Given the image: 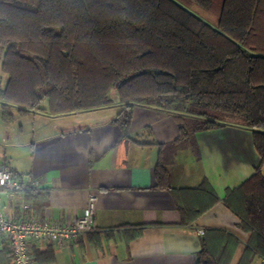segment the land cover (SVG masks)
<instances>
[{"label":"trees","instance_id":"16d2710c","mask_svg":"<svg viewBox=\"0 0 264 264\" xmlns=\"http://www.w3.org/2000/svg\"><path fill=\"white\" fill-rule=\"evenodd\" d=\"M219 19L213 26L190 8ZM1 93L5 121L13 108L62 114L111 103L117 89L125 106L113 122L126 133L135 105L173 114L181 136L160 145L157 186L170 190L190 224L220 198L207 181L173 188L169 166L179 150L197 149V132L237 123L253 130L261 156L256 173L229 190L225 205L251 232L238 264H264V0H0ZM47 100V107L44 101ZM47 194L27 191L33 211L45 218ZM0 264H14L7 240ZM240 239L207 229L195 264H232ZM34 264L55 259L32 245Z\"/></svg>","mask_w":264,"mask_h":264},{"label":"crops","instance_id":"0c3cea01","mask_svg":"<svg viewBox=\"0 0 264 264\" xmlns=\"http://www.w3.org/2000/svg\"><path fill=\"white\" fill-rule=\"evenodd\" d=\"M3 56L0 48L1 71ZM7 80L0 74V167L40 180L48 195L45 217L61 224L75 223L90 193L99 195L90 233L71 245L36 246L53 250L55 259L46 264H195L204 235L199 229L236 235L241 247L232 264H238L251 232L240 227V218L223 199L261 163L252 129L227 122L197 132V149L177 152L169 166L171 186L197 188L207 181L220 198L183 224L172 192L157 186L155 173L160 145L181 136L172 113L137 104L125 133L113 122L125 106L114 95L107 105L62 114L22 115L15 107L12 121H5L1 93ZM3 245L0 240V249ZM253 264H263V258Z\"/></svg>","mask_w":264,"mask_h":264},{"label":"built area","instance_id":"2783aa9c","mask_svg":"<svg viewBox=\"0 0 264 264\" xmlns=\"http://www.w3.org/2000/svg\"><path fill=\"white\" fill-rule=\"evenodd\" d=\"M41 188L37 178L24 175L7 166L0 167V240H7L14 264H34L32 245L50 243L71 245L93 230L99 195L91 192L88 203L75 223L61 224L50 218H41L27 201V191ZM4 198V200H3ZM13 204L18 215L13 214ZM204 229H199L203 234Z\"/></svg>","mask_w":264,"mask_h":264},{"label":"rangeland","instance_id":"374dc122","mask_svg":"<svg viewBox=\"0 0 264 264\" xmlns=\"http://www.w3.org/2000/svg\"><path fill=\"white\" fill-rule=\"evenodd\" d=\"M195 14H197L199 17H201L203 20H205L206 22L210 23L213 26H218V17L212 13H210L209 11H207L205 8L201 7L200 5H192L190 8ZM1 48V46H0ZM0 74L4 75V77H6L7 75L0 70ZM114 95H118L117 89H113L110 93V97L114 96ZM47 103V100L44 101V105Z\"/></svg>","mask_w":264,"mask_h":264}]
</instances>
